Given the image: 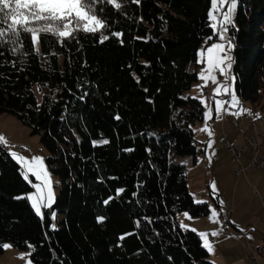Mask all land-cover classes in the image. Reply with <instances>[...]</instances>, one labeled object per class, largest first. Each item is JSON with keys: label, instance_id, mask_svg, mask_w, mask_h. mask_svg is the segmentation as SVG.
I'll return each mask as SVG.
<instances>
[{"label": "trees", "instance_id": "obj_1", "mask_svg": "<svg viewBox=\"0 0 264 264\" xmlns=\"http://www.w3.org/2000/svg\"><path fill=\"white\" fill-rule=\"evenodd\" d=\"M120 2L119 10L97 5L104 43L100 33L79 31L63 44L42 35L38 54L28 34L15 54L0 47V114L40 136L60 182L42 219L15 198L32 188L0 144V242L30 253L32 264H213L199 235L177 222L183 211L209 214L207 203H194L178 158L195 163L204 152L193 129L204 106L187 93L201 46L217 39L211 0ZM237 3L228 31L235 93L264 108V0ZM51 212L60 215L55 230Z\"/></svg>", "mask_w": 264, "mask_h": 264}, {"label": "snow or ice", "instance_id": "obj_2", "mask_svg": "<svg viewBox=\"0 0 264 264\" xmlns=\"http://www.w3.org/2000/svg\"><path fill=\"white\" fill-rule=\"evenodd\" d=\"M132 2L139 4L140 0H132ZM99 4L112 5L117 10L122 7L120 0H0V47L12 45L10 51L15 54L23 48V34H28L33 49L38 54L42 35L50 34L63 44L64 40L75 38V34L79 31L92 34L100 33L99 42L104 43L109 39V36L103 34V30L107 25L98 15L97 5ZM236 8L237 0H211V10L208 12V17L212 21L210 26L218 42L211 43L201 48L198 53L197 63L203 65L198 74V78L203 83L196 86L200 92V96L193 97V99H200V103L206 108L204 113V127L199 129V131L207 133L209 137L207 149H211L215 143L214 140L211 139L214 133L208 125V121L211 120L213 116V107L207 103L206 98L203 96V90L209 83L216 85L213 90L212 100L215 105V113L218 119L221 113L227 111L228 108L239 109L238 112L231 113L233 115H239L244 112L251 114L249 109L239 107L240 101L233 87L236 78L231 74L234 63V57L231 55V52L234 49V44L226 33L229 31V26L234 27V14ZM100 11L102 12L103 9H100ZM111 35L120 38L123 34L121 32H113ZM208 39L210 40L211 37ZM224 41H227V43H224ZM120 42L123 43L122 40ZM2 54L3 53H0V55ZM218 74L224 77L225 83L219 81ZM137 82H139L138 78ZM41 87L40 84H37V91H40ZM86 95L87 93H84L80 99H83ZM221 95L230 96V100L217 99V97ZM226 104L228 108L225 107ZM255 118H260L258 113L255 115ZM116 119H120V117L117 116ZM149 135H152V133H149ZM108 143L109 141L107 139L93 141L94 146ZM0 144L8 145V141L3 135H0ZM10 155L25 169L22 174L26 181L31 183L29 180L30 175L35 177L37 181H40V183H34L32 185L35 189L34 193L26 197L17 196L15 198H26L29 200L36 215L43 219L42 208H51L52 204L55 202L53 182L44 163V159L39 156L26 158L15 151L10 152ZM213 155H215L214 151L208 155L209 163H211ZM210 187L213 193L218 191L215 181L211 183ZM123 191L124 189H117L116 195L119 196ZM192 195L194 197V203H206V201L196 199L195 194ZM113 198L114 197H109L105 199L103 203L107 205ZM220 203L223 204V201H220ZM50 216L51 219L55 221L56 213L51 212ZM183 216L188 220L193 219L188 212H184ZM219 217L220 213L215 208H211L209 220L219 225L221 223ZM97 220L102 223L104 217H98ZM139 223V221L136 222L137 227H139ZM149 223H151V221H149ZM179 226L182 230L196 232L203 242L202 247L209 253L214 252V247L209 240V236H218L220 234L219 231H212L211 233L200 232L195 228H190L189 225L185 224L183 221L180 222ZM51 228L55 230V223L51 225ZM125 235H121L119 239L123 240ZM10 247L11 245L8 243L0 242V248L8 249ZM28 247L33 248L30 244ZM25 255H30V253L22 254L21 258H25ZM27 264H32L31 260H28Z\"/></svg>", "mask_w": 264, "mask_h": 264}, {"label": "rangeland", "instance_id": "obj_3", "mask_svg": "<svg viewBox=\"0 0 264 264\" xmlns=\"http://www.w3.org/2000/svg\"><path fill=\"white\" fill-rule=\"evenodd\" d=\"M237 9H238V3H237V8H236V11L234 14V20H235V16L237 13ZM210 22L212 23L211 20H210ZM226 35L229 37V33H226ZM215 42H218V40L216 39L215 41H212L211 43H215ZM211 43H207L205 45H202L201 48H204L207 45H210ZM224 43H227V41H224ZM231 55H232V52H231ZM197 65L198 66L196 67V70H197V74H199L203 65L198 64V63H197ZM193 67H195V66H193ZM218 79L221 83H225L224 77L220 76L219 74H218ZM202 83L203 82L198 78L197 82H195L193 84L191 90L188 91L187 94H190L194 97H199L200 92L196 86L200 85ZM215 87H216V85L209 83V85L205 88V89H207L206 90L207 93L205 92V89L203 90V96H204V98H206L207 103L211 106H212V104H211L210 98H212L213 90ZM233 87H234V85H233ZM234 89H235V87H234ZM224 96H227V95H224ZM217 98H220V96H218ZM238 99L240 101L239 107L243 108V109H249L251 111V114H249L248 112H244L242 114L236 115L234 118L235 123H232L233 126L230 129L234 134L236 131V135L239 137H240V135L243 136V134H244L243 132H246V131H248V132H246L247 137L250 135H256L257 139L260 143L262 152H264V139H261L262 136L260 138V134L256 133L257 129H258V131L260 133L264 134V108L254 107L250 102H248V101L243 102L239 97H238ZM214 110H215V107H213V111ZM205 111H206V108L204 107V113H205ZM235 111L238 112L239 109L238 108H228V110L225 112L231 114ZM257 113L259 114V117H260L259 119L255 118V115ZM221 118H222V113L220 115V118L219 119L217 118V120L221 121ZM212 120L213 119H211V121ZM219 121H216V123H219ZM218 125L220 126V124H218ZM218 125H217V128L219 127ZM212 131L214 132V135L212 137L213 140L215 141V139H220V136L216 138L217 129L214 126H213ZM0 135H3L4 137H6V139L8 141V145H3V144L2 145L6 146L9 153L12 151H15V152L19 153L20 155H22L26 158H31L32 156H39V157H42L44 159V163H45V157L47 156V151L40 142V136L31 134V130L27 126L23 125L17 119V117L14 116L13 114H0ZM208 138H209L208 135H206L204 141L206 142V140ZM244 141H245V139H244ZM220 144H222V143L220 142ZM234 146H236L240 149H242L243 147L246 148V154H245L244 158H246L248 156L247 159H250V157H252L254 154V150H253L252 146H250V144H248L247 141H245L244 144H238V145H234ZM229 156H230V154H229ZM201 157L202 156L198 157L199 162H200V160H202ZM221 160H222L224 165L231 163L228 155L222 156ZM178 161L180 163L184 164L187 168V176L189 178L188 186H189L190 193L195 194L196 199H200L199 198L200 193H198L199 189L203 188L205 186H207V188H208V187H210L211 183L213 182L211 173L208 170H206V172H204V175L203 176L201 175L200 178H198L197 168L195 169V167L193 165H191V161H192L191 157H189V156L180 157V158H178ZM45 165H46V163H45ZM231 167L236 169V165L233 163L231 164ZM21 169H22V172L25 171V169L22 166H21ZM48 171H49V169H48ZM258 171H257V181L255 182V181H252L250 179L251 182L249 183V185H251L252 197L249 196L248 190H244L243 192H240V194L242 193L240 195V208L238 210H236L235 212L233 211V215H231V217L229 219H226L223 217V219H224L223 220L222 217L220 216L219 218H220L221 223L219 225L212 223L211 221H209L206 224L205 220H207V217L210 215V209L215 208L218 211V209L215 207V205L213 203L208 204L206 202L209 206V215H207L205 217H193L192 220H188L183 216V213L185 212V211H183V212L178 213V215H177L178 224L180 225V222L183 221L185 224L189 225L190 228H195L200 232L211 233L212 231H215L216 228L222 229V231L225 232L223 234V239L221 242V243H224V246H225L224 248H222L223 249L222 254L224 253V251H227V253H224V254H226V256L229 259H232V261H234L237 264H251V263L246 261V255L253 254L256 258V263H252V264H264V173L260 172L261 173L260 174ZM195 172H196V174H195ZM49 173H50V171H49ZM50 176H51V180L53 182V191H54L55 198H56V195L58 194V190H59L58 188L60 185L59 178L57 176L53 175L52 173H50ZM194 176L196 177V180H193ZM232 178L233 177H231V179ZM205 179H207L208 184H207V181ZM29 180L31 181V183L29 181L28 182L31 185L32 189L27 194H25V197L27 195L35 192V189L32 186L34 183H40V181H37L35 179V177H33L31 175L29 176ZM214 181L216 182L217 189L221 193V199H225V198L229 197V195H230L229 193L231 192L233 182L231 180H226L225 184H223L222 181L218 180V175ZM229 181H231L230 184H228ZM221 182H222V184H221ZM195 183L198 186H195ZM228 185L231 189L227 188ZM210 189H211V187H210ZM201 198H203V196ZM193 199H194V197H193ZM30 204H31V202H30ZM221 206L223 207L222 211H223V215L225 216V212L227 210H230V209H228L230 207L227 206L224 202H223V204H221ZM44 209H47V208H42L43 217H44ZM55 213H56V219H55V221H52V224L55 223V226L57 228L58 227V219H60V215L57 212H55ZM247 213L250 216V219L247 221H244V219L242 217L247 216L246 215ZM239 217H241V218H239ZM211 224L215 225V227L212 229L210 227ZM220 241H221V237H220ZM201 243H203V242H201ZM249 244L251 246V249L254 252H252L251 249H247L249 247ZM258 247L260 248V251L256 250ZM212 259L214 260V255L212 256ZM214 263H216V262H214Z\"/></svg>", "mask_w": 264, "mask_h": 264}, {"label": "crops", "instance_id": "obj_4", "mask_svg": "<svg viewBox=\"0 0 264 264\" xmlns=\"http://www.w3.org/2000/svg\"><path fill=\"white\" fill-rule=\"evenodd\" d=\"M205 90H207V89H205ZM222 96H224V95H222ZM217 99H221V96H220V98H217ZM210 100H211L212 106L215 107L212 98H210ZM225 107L228 108V105L226 104ZM235 116L236 115L229 114V113H226L224 111V112H222L221 121H219V120H217L215 110L213 111V116H212L213 120L208 121V125L211 128V130L213 129V126L217 129L216 138L220 136V139H215V141H214L215 143L213 144V147L211 149H207V142H208L209 138L206 140V142L204 141L207 133L199 131V129L204 127V122H205L204 118L201 122H199L200 124L197 123L193 128L195 139L202 144V147L204 149V152L201 155L202 160H200V162H199V158H197V161L195 163H193V161H191V165H193L195 167V169L197 168L198 178H200L201 175L203 176L204 172H206V170H208L211 173L213 181L215 180V178L218 175V180L222 181L223 184H225L226 180H231L233 182L232 189L229 187V185L227 187L228 189H231V192L229 193L230 194L229 197H227L225 199H221V193L219 190L216 193H213L212 190L210 189V187H208L209 188L208 189L207 186L200 188L198 191V193H200L199 194L200 200L206 201L208 204L213 203L215 205V207L218 209V212L220 213V216L222 217V219H223V217L226 219H229L231 217V215H233V211L235 212L236 210H238L240 208V195L242 194V193L240 194V192H243L244 190H248L249 196L252 197L251 185H249V183L251 182V180L255 181V182L257 181V171L259 170L257 168H248V163L252 157H250V159H247L248 156L246 158H244V156L246 154V148H245V152H244L243 156L241 157L240 162H233L231 160V156H229V154H228V151H226L225 142H228L231 145L232 144L233 145L244 144V142H245L244 137L246 135V132H248V131L243 132L245 135L243 134V136L240 135V137H239L236 135V131H235V134L231 131L230 128L233 126L232 123H235L234 122ZM216 121H219V123H216ZM218 124H220V126ZM217 125L219 126L218 128H217ZM256 133L257 134L259 133L260 138L262 136L261 139H264V134L260 133L258 131V129H257ZM211 139L213 140V138H211ZM220 142L222 144H220ZM206 149H207V151H206ZM213 151L215 152V155L212 156L211 163H209L208 155ZM225 155H228L229 160L231 162L230 164H227V165L223 164L221 157L225 156ZM259 155H261V156L264 155V152H262L261 146L259 149ZM232 163L236 165V169L231 167ZM240 165L245 168L244 171L240 170ZM258 172L264 173L260 170ZM195 174H196V172H195ZM231 177H233V178L231 179ZM193 180H196L195 176L193 177ZM205 180L207 181V179H205ZM231 181H229L228 184H230ZM222 182H221V184H222ZM188 183H189V178H188ZM207 184H208V181H207ZM195 186H198V185L195 183ZM202 196H203V198H201ZM220 201H223L227 206L230 207L228 209H230L231 211L227 210L230 213V215L228 217H225L223 215V211H222L223 207L221 206ZM246 215L247 216L242 217L244 219V221H247L250 219V216L248 215V213ZM208 217H207V220H205L206 224L210 221ZM239 218H241V217H239ZM210 227L212 229L215 227V225L211 224ZM215 231H219L220 234L218 236H211V235L209 236V240L213 244V247H214V252H212V253L208 252L209 258L213 261V263L216 262L214 264H237L234 261H232V259H229L226 256V254H224V253H227V251H224V253L222 254V250H223L222 248H224L225 246H224V243H221V242L223 239V234L225 232H223L222 229H219V228H216ZM220 237H221V241H220ZM8 244L11 245V243H8ZM247 249H251L250 244H249V247ZM256 250L260 251V248L258 247ZM252 252H254V251L252 250ZM22 254H28V253L17 251L12 245L8 249L3 248V251L0 252V264H27V261L31 260L30 256L25 255V258H21ZM213 255H214V260L212 259ZM247 256L248 255H246V261L249 262L247 260ZM249 263H251V264L256 263V260L254 262H249Z\"/></svg>", "mask_w": 264, "mask_h": 264}, {"label": "built area", "instance_id": "obj_5", "mask_svg": "<svg viewBox=\"0 0 264 264\" xmlns=\"http://www.w3.org/2000/svg\"><path fill=\"white\" fill-rule=\"evenodd\" d=\"M206 92V90H205ZM222 100H230L229 96H221ZM245 141H247L248 144H250V146H252L253 150H254V155L252 156V158L250 159L249 163H248V168H257L260 171L264 172V155H259V149H260V144H253L252 142V135L250 136H246L244 137ZM3 148H6V146H3ZM225 148L228 151V153L231 156V160L233 162H240L241 157L243 156L244 152H245V147H243L242 149L229 144L228 142H225ZM244 167L240 165V170L244 171ZM230 215V213L227 211L225 213V216L228 217ZM247 260L249 262H254L256 260L255 256L253 254L248 255L247 256Z\"/></svg>", "mask_w": 264, "mask_h": 264}, {"label": "bare ground", "instance_id": "obj_6", "mask_svg": "<svg viewBox=\"0 0 264 264\" xmlns=\"http://www.w3.org/2000/svg\"><path fill=\"white\" fill-rule=\"evenodd\" d=\"M252 142L253 144H260L257 140V136L256 135H252Z\"/></svg>", "mask_w": 264, "mask_h": 264}]
</instances>
